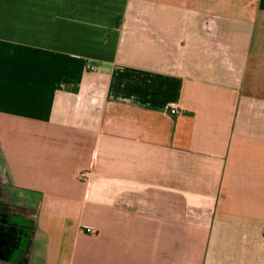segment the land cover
Masks as SVG:
<instances>
[{
	"label": "crops",
	"instance_id": "obj_1",
	"mask_svg": "<svg viewBox=\"0 0 264 264\" xmlns=\"http://www.w3.org/2000/svg\"><path fill=\"white\" fill-rule=\"evenodd\" d=\"M0 186V264H264V0H0Z\"/></svg>",
	"mask_w": 264,
	"mask_h": 264
},
{
	"label": "rangeland",
	"instance_id": "obj_2",
	"mask_svg": "<svg viewBox=\"0 0 264 264\" xmlns=\"http://www.w3.org/2000/svg\"><path fill=\"white\" fill-rule=\"evenodd\" d=\"M1 193L5 194L6 195L5 197L8 198L9 201H11V203H13V202L15 203L14 200H19L22 197L21 194L19 195L18 191L11 190V189H9V188H7L5 186H3V187L0 186V195H1ZM11 205L12 204H10V207H11ZM27 207L29 208L30 211L33 210V207L32 206H27ZM20 211H23V209L21 208ZM9 215L10 216H13V217H16V220H15L16 221V224L20 223L18 214L15 212V209L14 210H10ZM31 215H32V213H31ZM31 219H32V216H31ZM30 223L31 222H29V221H26L25 223L23 222V224H25L26 227L29 226ZM0 225H1V220H0ZM9 230L11 231L12 228H10ZM21 230H22V232H19L18 229H15L14 231L11 232V234H9V237H6V238H9L11 240H13L14 238L17 239V237H16L15 234H17V233H23L24 234V239L21 238V240L23 239L26 242V244H27L28 238L30 237V235H29V228H25V229H21ZM0 232H1V228H0ZM17 241L18 240L13 241L15 243L10 242L9 245H6V247H10V246H16L17 247V246H19L18 244H16ZM0 243H1V245H0V251H2L3 250L2 241H0Z\"/></svg>",
	"mask_w": 264,
	"mask_h": 264
},
{
	"label": "built area",
	"instance_id": "obj_3",
	"mask_svg": "<svg viewBox=\"0 0 264 264\" xmlns=\"http://www.w3.org/2000/svg\"><path fill=\"white\" fill-rule=\"evenodd\" d=\"M166 108L167 110L172 113V114H175V113H178L180 112V109L178 107V104L175 103L174 101H169L166 105Z\"/></svg>",
	"mask_w": 264,
	"mask_h": 264
},
{
	"label": "trees",
	"instance_id": "obj_4",
	"mask_svg": "<svg viewBox=\"0 0 264 264\" xmlns=\"http://www.w3.org/2000/svg\"><path fill=\"white\" fill-rule=\"evenodd\" d=\"M0 235H1V232H0ZM0 245H1V244H0ZM5 248H6V246H5ZM3 252H5V249H4V248H3L2 251H0V255H2Z\"/></svg>",
	"mask_w": 264,
	"mask_h": 264
}]
</instances>
